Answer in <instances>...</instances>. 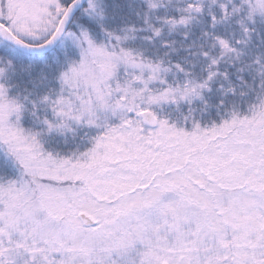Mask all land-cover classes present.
Returning <instances> with one entry per match:
<instances>
[{"label":"snow or ice","instance_id":"6c2138e0","mask_svg":"<svg viewBox=\"0 0 264 264\" xmlns=\"http://www.w3.org/2000/svg\"><path fill=\"white\" fill-rule=\"evenodd\" d=\"M0 264H264V0H0Z\"/></svg>","mask_w":264,"mask_h":264}]
</instances>
